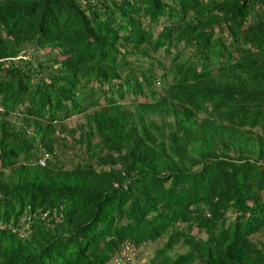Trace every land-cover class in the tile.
<instances>
[{
    "label": "trees",
    "instance_id": "trees-1",
    "mask_svg": "<svg viewBox=\"0 0 264 264\" xmlns=\"http://www.w3.org/2000/svg\"><path fill=\"white\" fill-rule=\"evenodd\" d=\"M0 264H264V0H0Z\"/></svg>",
    "mask_w": 264,
    "mask_h": 264
},
{
    "label": "rangeland",
    "instance_id": "rangeland-1",
    "mask_svg": "<svg viewBox=\"0 0 264 264\" xmlns=\"http://www.w3.org/2000/svg\"><path fill=\"white\" fill-rule=\"evenodd\" d=\"M33 54V56H31V58H32V60H33V62H36V61H44L45 59H47V54H45L44 52H38V53H35V52H31V49H28V50H26L25 52H24V57H27L28 55H30V54ZM47 63H50V60L47 62ZM156 69V68H155ZM154 69V70H155ZM157 72L159 73V71L157 70ZM134 74L136 75V76H138L137 75V71L136 70H134ZM157 88H159V87H156V89ZM136 100H139V101H142V100H144V96H137L136 98H135ZM121 102L122 103H127V102H129L128 101V97H125L123 100H121ZM99 103L100 104H103V98H100L99 99ZM79 117L80 116H76L74 119H79ZM67 123H69L70 125H72V122L71 121H69V120H67L66 121ZM66 153H67V155H70L71 153H72V151L71 150H68V151H66Z\"/></svg>",
    "mask_w": 264,
    "mask_h": 264
},
{
    "label": "built area",
    "instance_id": "built-area-1",
    "mask_svg": "<svg viewBox=\"0 0 264 264\" xmlns=\"http://www.w3.org/2000/svg\"><path fill=\"white\" fill-rule=\"evenodd\" d=\"M38 164L39 165H43L44 164V159L43 158L38 159Z\"/></svg>",
    "mask_w": 264,
    "mask_h": 264
}]
</instances>
